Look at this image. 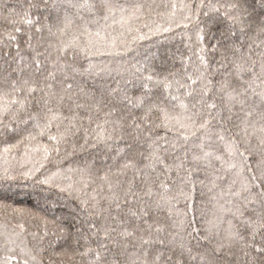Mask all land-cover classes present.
I'll return each mask as SVG.
<instances>
[{
	"label": "snow or ice",
	"instance_id": "snow-or-ice-1",
	"mask_svg": "<svg viewBox=\"0 0 264 264\" xmlns=\"http://www.w3.org/2000/svg\"><path fill=\"white\" fill-rule=\"evenodd\" d=\"M19 8L0 0V264H264V0Z\"/></svg>",
	"mask_w": 264,
	"mask_h": 264
},
{
	"label": "trees",
	"instance_id": "trees-1",
	"mask_svg": "<svg viewBox=\"0 0 264 264\" xmlns=\"http://www.w3.org/2000/svg\"><path fill=\"white\" fill-rule=\"evenodd\" d=\"M9 4L17 5V10L23 14V9L19 8V5L24 4L25 0H7ZM33 17L35 16V13L31 14ZM42 19V18H41ZM22 28H25L23 24L20 25ZM4 27L3 21L0 20V29ZM156 39L155 37L153 38ZM21 41L23 42V37H21ZM147 43V42H145ZM162 47L163 48H170L173 52L183 53L184 55H188V50L184 47L183 43L180 41L179 38L172 41H162ZM194 59V57H193ZM4 191L3 185H0V192ZM13 195L9 197L8 203L12 204L13 207L16 208H23V209H30L33 212L43 214V208L40 207L37 204V201L34 197L31 195H26V193L30 192V189L23 188V187H17L13 186L10 190ZM196 196L198 199H200V193L197 192ZM61 210H57V214L60 213ZM11 221V223L9 222ZM16 221L10 217L6 210L0 209V230H3L5 227H11L12 223H15ZM35 223V222H34ZM32 231H35V227L31 229ZM29 240H31V237H28ZM59 251V249L57 250ZM6 255L5 251L3 249H0V259H2ZM57 259H63L64 264H80L81 257L79 255L74 254L72 249H69V254L66 257H57Z\"/></svg>",
	"mask_w": 264,
	"mask_h": 264
}]
</instances>
